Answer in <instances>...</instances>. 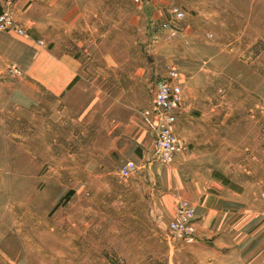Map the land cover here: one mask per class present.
Here are the masks:
<instances>
[{"label": "rangeland", "instance_id": "obj_1", "mask_svg": "<svg viewBox=\"0 0 264 264\" xmlns=\"http://www.w3.org/2000/svg\"><path fill=\"white\" fill-rule=\"evenodd\" d=\"M43 4L28 32L79 69L48 71L46 87L14 63L13 78L49 107L58 99L60 115L39 103L0 115V264H264V0ZM171 6L184 12L173 38ZM169 65L183 82L185 148L162 164L140 111ZM56 74L69 79L58 92ZM127 159L138 171L121 179ZM181 199L198 217L233 207L205 212L186 245L168 233Z\"/></svg>", "mask_w": 264, "mask_h": 264}, {"label": "built area", "instance_id": "obj_2", "mask_svg": "<svg viewBox=\"0 0 264 264\" xmlns=\"http://www.w3.org/2000/svg\"><path fill=\"white\" fill-rule=\"evenodd\" d=\"M168 13L170 20L162 27L166 29L167 37L173 38L179 31L177 23L184 18V12L178 6H171ZM7 30L29 36V32L14 19L8 0H0V31ZM38 43L43 44V41L39 39ZM168 68L167 76L155 87L150 106L140 111L142 124L153 136V156L162 164L170 163L185 148L176 134L177 115L183 101V82L176 66L169 65ZM20 71L15 64H9L0 71V77L17 75ZM117 171L119 178L127 179L138 171V164L127 159ZM196 220L195 207L188 200H179L168 223L169 235L182 244H194L198 239Z\"/></svg>", "mask_w": 264, "mask_h": 264}, {"label": "crops", "instance_id": "obj_3", "mask_svg": "<svg viewBox=\"0 0 264 264\" xmlns=\"http://www.w3.org/2000/svg\"><path fill=\"white\" fill-rule=\"evenodd\" d=\"M47 1L49 0H8L14 19L27 31L28 29H30L28 22L34 24L32 17L35 16V12H37V9L35 8H39L40 6H46V4H43V2ZM35 18L37 19L36 16ZM39 39L40 38L35 39L34 36L30 33L28 37H25L23 35L18 34L14 30L0 31V71L5 70V68L9 64L14 63L18 64L22 69L34 72L40 71V83L45 84L46 87H48V71L62 72L63 75L66 71L71 70L74 77V75L77 73V70L79 69L78 61L73 60L71 61V65H69V63L66 64L64 61V57H54V53L51 54L48 51L44 50L45 46L43 44L38 43ZM56 78L58 80L53 81V79L51 82L52 84L50 87L52 91L58 92L62 88L68 86L69 79H66V77L60 78L56 74ZM32 86L33 82L29 79L17 80L14 79L13 76H1L0 115H4V118L8 119V115L6 114H9L10 108L14 110L18 109L24 111L25 109L30 108L33 105H37L36 103H39L40 110L42 111L43 109V111H45L44 115L46 117L48 115L49 108L51 110L50 116L58 117L60 115V110L58 109V103L60 101L58 99H54L50 103L49 107L48 97L46 95H43L42 93L37 94V90L34 86ZM12 117L14 118V116ZM142 126L144 127L143 124ZM144 131L152 136V134L148 132L145 127ZM201 207L203 209L202 214H204L205 216L198 217L196 215L197 225L207 223V216L205 212H207V215H210L211 210L214 209V211L218 213V215H221L225 214L233 206L227 201H219L210 208H208V206ZM221 219L222 218L219 217V219H217L216 221L222 224L225 221ZM196 228L198 239L194 244L198 243V241L200 240V233L198 232V227Z\"/></svg>", "mask_w": 264, "mask_h": 264}]
</instances>
